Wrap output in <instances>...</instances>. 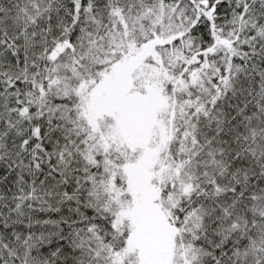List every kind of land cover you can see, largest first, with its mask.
Wrapping results in <instances>:
<instances>
[{"label":"snow or ice","instance_id":"1","mask_svg":"<svg viewBox=\"0 0 264 264\" xmlns=\"http://www.w3.org/2000/svg\"><path fill=\"white\" fill-rule=\"evenodd\" d=\"M0 264H264V0H0Z\"/></svg>","mask_w":264,"mask_h":264}]
</instances>
